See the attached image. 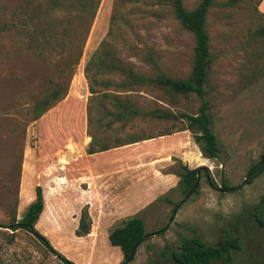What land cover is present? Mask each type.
<instances>
[{
  "label": "rangeland",
  "instance_id": "374dc122",
  "mask_svg": "<svg viewBox=\"0 0 264 264\" xmlns=\"http://www.w3.org/2000/svg\"><path fill=\"white\" fill-rule=\"evenodd\" d=\"M201 1L182 3L192 11ZM169 2L120 5L121 20L108 48L137 73L153 77L144 59L150 50L164 75L186 79L194 38L175 19ZM258 3L214 0L206 15L211 63L204 101L220 148L218 157L208 160L190 132L181 131V122L137 116L108 129L87 127L91 94L84 68L107 36L113 0H101L69 81L65 65L74 46L67 47L63 37L62 12L51 9L50 0H0V264H63L33 235L5 228L22 218L36 187L42 189L44 203L36 230L75 264H112L120 250L110 245L108 235L133 217L142 219L148 237L125 264H176L171 253L183 238L197 236L215 246L228 235L237 237L242 249L233 251L228 263L214 259L210 264H264V229L248 220L249 211L264 199V172L244 184L264 152V17ZM103 79L115 85L121 77ZM66 83L67 94L34 120L35 106ZM120 95H129L141 109L174 114H195L201 105L195 95L173 101L152 88ZM106 106L112 109V103ZM99 111L91 112L93 121L100 119ZM109 120L103 118L102 125ZM89 133L110 145L130 136L153 138L87 154ZM180 163L201 168L196 192L188 199L178 178L172 184L158 181ZM224 185L234 189L227 191ZM85 209L91 229L77 237ZM123 262L121 254L118 264Z\"/></svg>",
  "mask_w": 264,
  "mask_h": 264
},
{
  "label": "trees",
  "instance_id": "16d2710c",
  "mask_svg": "<svg viewBox=\"0 0 264 264\" xmlns=\"http://www.w3.org/2000/svg\"><path fill=\"white\" fill-rule=\"evenodd\" d=\"M260 1V0H259ZM137 2V0H113V7L109 19V31L105 39L102 40L96 52L86 63L84 68V77L88 82V91L91 94L89 107L87 110V127L92 129L98 126L108 129L113 122L126 125L132 122L137 116L149 117L159 120H171L181 122V131H189L194 143L199 148L201 156L204 159L212 160L218 157L220 151L216 136L212 132L211 120L207 113L208 106L204 101V87L208 80V68L210 66L209 37L206 32V15L214 0H202L192 11L184 8L182 0H170V7L174 12L175 19L181 27L190 32L194 38V48L192 57L191 71L186 79H174L164 75L158 67V63L150 50L144 58L153 68L154 76L147 77L134 71L129 65L124 64L113 53L109 47V41L112 38L113 29L117 27L121 20L120 5L125 3ZM101 0H50L51 9H58L63 14L65 26L63 27V37L67 47H72L66 61L67 81L74 74L75 67L79 64L84 49L85 41L89 35L90 29L100 7ZM118 75L121 80L117 84H112L103 77ZM115 88L117 93H111L110 88ZM152 88L168 95L171 99L179 96L195 95L201 105L195 114H174L168 110L141 109L137 107L129 95L121 96L120 93L134 92L135 89ZM68 86H56L35 106V119H39L42 114L51 108L55 103L61 100L67 94ZM112 103V109L109 110L106 103ZM96 108L100 110V119L93 121L91 112ZM110 120L102 125L103 118ZM168 135V134H165ZM162 136V135H161ZM90 143L86 150L87 154L104 152L111 148H118L125 145L135 144L140 141L149 140L153 137H128L127 142L115 139L113 145L108 144L106 139L97 141L96 137L88 134ZM181 166L174 171H170L178 178V185L184 195H188L196 183L197 171L201 168L189 169L186 165ZM264 172V152L262 160L251 167L244 180L245 185H250ZM210 187L216 188L215 183L207 179ZM227 191L233 190L224 185ZM196 192V189L195 191ZM182 204L178 202L174 205L175 209ZM42 189L35 188V200L30 203L20 220L13 221L5 227L12 234L22 230L34 237L63 264H75L67 260L50 245L48 240L41 235L35 228V225L43 212ZM256 226L264 229V199L249 211V218ZM91 229L90 217L87 210H83L79 219V225L76 230L77 237H83L89 234ZM145 231L142 219L133 217L123 226L115 228L108 235V241L111 246L120 249L125 264L133 250L141 245L144 240ZM242 249L241 242L237 237L225 236L221 238L217 245L211 246L202 241L199 237L183 238L178 247V251L171 253V259L176 264H210L214 259H221L228 263L231 260L233 251Z\"/></svg>",
  "mask_w": 264,
  "mask_h": 264
},
{
  "label": "crops",
  "instance_id": "0c3cea01",
  "mask_svg": "<svg viewBox=\"0 0 264 264\" xmlns=\"http://www.w3.org/2000/svg\"><path fill=\"white\" fill-rule=\"evenodd\" d=\"M258 8H259V11L261 12L260 15L264 17V0H260L259 3H258ZM258 11V12H259ZM184 165V164H183ZM177 178L175 175H173L171 172H168V174H160L159 177H158V181L159 183H162V184H172V182L174 181V179ZM124 225V224H123ZM122 225V226H123ZM121 227V226H120ZM118 228V227H117ZM117 248V247H115ZM119 249V248H118ZM120 250V249H119ZM119 252V251H118ZM120 253V256H117L116 255L113 257L114 259H112V264H118L120 258H121V251L119 252ZM112 258V257H111ZM110 258V259H111Z\"/></svg>",
  "mask_w": 264,
  "mask_h": 264
},
{
  "label": "water",
  "instance_id": "95a60500",
  "mask_svg": "<svg viewBox=\"0 0 264 264\" xmlns=\"http://www.w3.org/2000/svg\"><path fill=\"white\" fill-rule=\"evenodd\" d=\"M199 174H200V171H197V179H196V183H195V185L192 187V189L190 190V192L188 193V195L186 196L185 199H188V198L192 195V193L194 192L195 188L197 187V183H198V181H199ZM147 237H148V235H145V236H144V239H146ZM134 253H135V250H133L132 253L130 254V256H129V258H128V261H130V260L133 258Z\"/></svg>",
  "mask_w": 264,
  "mask_h": 264
}]
</instances>
